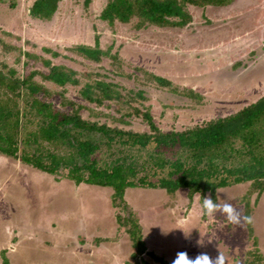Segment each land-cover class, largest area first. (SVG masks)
<instances>
[{
    "label": "rangeland",
    "instance_id": "rangeland-1",
    "mask_svg": "<svg viewBox=\"0 0 264 264\" xmlns=\"http://www.w3.org/2000/svg\"><path fill=\"white\" fill-rule=\"evenodd\" d=\"M35 1L0 0V69H14L17 77L36 70L34 80L51 91L50 101L56 107L69 110L65 99H70L86 105L81 109L85 118L150 133L142 115L124 113L133 107L148 109L162 131L182 130L232 114L264 94V0L187 3L191 21L184 27L141 29L136 18L113 24L100 19L107 0H58L47 19L30 11ZM51 5L47 2L40 8L48 13ZM95 35L100 48L108 51L100 61L68 50L81 44L94 46ZM48 65L72 69L78 84L61 87L44 80ZM147 73L169 79L180 91L192 89L199 98L173 93ZM103 74L123 99L137 91H143L144 99L136 97L120 112L111 101V107L96 108L79 93L85 82ZM59 90L63 97L55 92ZM98 109L114 117L97 116ZM121 114L123 121H116ZM96 157L108 159L104 145ZM66 173L62 168L51 175L0 152V264L3 250L9 264H161L146 253L135 256L128 232L134 220L147 250L170 264L179 251L190 257L201 252L216 257L218 250L228 264H264V190L257 201L256 192L249 196L254 242L247 225H231L220 213L202 214L203 197L212 198L210 193L191 198L186 188L168 195L164 189L131 186L124 193L127 204H120L112 202V188L76 185ZM248 189L249 182L218 188L216 202L230 203L244 216L242 197ZM162 230L171 231L164 235ZM77 254L81 261L73 258Z\"/></svg>",
    "mask_w": 264,
    "mask_h": 264
},
{
    "label": "trees",
    "instance_id": "trees-1",
    "mask_svg": "<svg viewBox=\"0 0 264 264\" xmlns=\"http://www.w3.org/2000/svg\"><path fill=\"white\" fill-rule=\"evenodd\" d=\"M230 1L107 0L100 12V19L113 24L116 20L127 23L136 18L135 25L138 29L147 25L182 28L191 21V15L185 8L187 3L204 6L224 5ZM47 2H52L53 9L44 13L40 7ZM57 4L58 0H37L30 11L35 16L47 19L55 11ZM68 50L96 62L108 54V51L99 46V35H95L94 46L81 44ZM37 73L32 70L23 77H17L14 69L7 72L0 69L2 154L21 159L51 175L58 174L64 168L67 170L65 177L76 185L86 183L110 187L113 190L112 202L120 204H127L124 193L131 186L164 189L168 195L186 188L191 198L195 194L210 193L216 201L215 193L218 188L249 182V189L242 201L244 215L251 216L249 196L256 192L257 201L264 190V94L232 114L212 118L182 130L162 131L148 109L143 111L139 107H133L124 115H142L151 130L150 133L136 132L85 118L81 109L87 108L86 105H77L70 99L65 101L71 109L56 107L50 101L51 91L34 80ZM72 74V69L53 65L49 66L48 73H43L42 77L64 87L67 83L78 84L79 80ZM147 74L161 87H166L173 93L199 98L192 89L186 93L175 87L169 79ZM105 76L103 74L85 82L80 89L81 97L94 103L96 108L111 107L108 103L111 101L117 104L115 109L120 112L126 106L129 107L130 101L136 97L144 99L143 91H137L123 99L116 84L105 81ZM55 92L61 97L64 95L63 90ZM94 114L114 117L99 109ZM124 115L114 119L123 121ZM101 145H104L108 153L106 160L96 157ZM63 149L66 153L57 152ZM117 219L123 217L117 215ZM138 224L134 220L128 228L135 256L146 253L161 264H170L163 257L147 250ZM247 228L252 236V224L247 225ZM252 238L256 242V236L253 235ZM2 252V264H9L5 251Z\"/></svg>",
    "mask_w": 264,
    "mask_h": 264
},
{
    "label": "clouds",
    "instance_id": "clouds-1",
    "mask_svg": "<svg viewBox=\"0 0 264 264\" xmlns=\"http://www.w3.org/2000/svg\"><path fill=\"white\" fill-rule=\"evenodd\" d=\"M201 209L204 216L213 217L217 213H220L226 218L229 224L241 228L245 225H251L254 222L252 216H242L241 213L232 204L224 203L223 205H221L213 200L210 196L203 197ZM170 231L165 232L162 230V233L164 235H167ZM184 234L186 239L189 238L190 234H186L185 232ZM197 243L200 246H203L200 241H198ZM171 264H228V260L226 256L219 250L216 257H211L206 252H201L195 257H190L186 251H179L176 253V256L172 260Z\"/></svg>",
    "mask_w": 264,
    "mask_h": 264
},
{
    "label": "crops",
    "instance_id": "crops-1",
    "mask_svg": "<svg viewBox=\"0 0 264 264\" xmlns=\"http://www.w3.org/2000/svg\"><path fill=\"white\" fill-rule=\"evenodd\" d=\"M66 243V242H65ZM73 256V255H72ZM78 257H79V255L77 254V255H74V259L78 262V261H81V260H78ZM85 257V256H84ZM81 262H83V261H81ZM81 262H78V264H81Z\"/></svg>",
    "mask_w": 264,
    "mask_h": 264
}]
</instances>
